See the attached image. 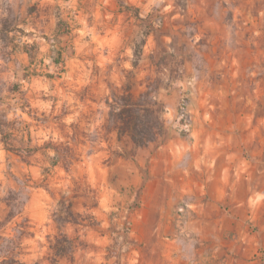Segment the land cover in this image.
<instances>
[{"label":"rangeland","instance_id":"1","mask_svg":"<svg viewBox=\"0 0 264 264\" xmlns=\"http://www.w3.org/2000/svg\"><path fill=\"white\" fill-rule=\"evenodd\" d=\"M148 82L165 131L136 148L106 99ZM224 138L264 168V0H0V198L11 175L29 186L24 264H50L60 233L74 250L59 264H212L192 209L158 193L159 152ZM62 196L75 223L55 222ZM262 202L248 264H264Z\"/></svg>","mask_w":264,"mask_h":264},{"label":"crops","instance_id":"2","mask_svg":"<svg viewBox=\"0 0 264 264\" xmlns=\"http://www.w3.org/2000/svg\"><path fill=\"white\" fill-rule=\"evenodd\" d=\"M162 149L161 199L168 207L175 200L192 209L186 210L190 220L187 228L197 236L195 242L208 246L207 260L212 264L226 256H234L230 261L235 264H248L242 246L256 240L248 232L250 228L262 229L264 168L255 158L247 157V141H169ZM259 240L264 242L263 237ZM236 244L241 248H230L229 255L218 247Z\"/></svg>","mask_w":264,"mask_h":264},{"label":"trees","instance_id":"3","mask_svg":"<svg viewBox=\"0 0 264 264\" xmlns=\"http://www.w3.org/2000/svg\"><path fill=\"white\" fill-rule=\"evenodd\" d=\"M154 82H148L145 90L133 93L126 85L121 90L112 91L106 99L108 118L117 127L118 138L127 137L134 147H144L162 137L165 131L164 105L157 99ZM15 187L6 190L0 198V264H24L19 260L22 238L27 234V220L21 219L29 200V186L11 175ZM62 196L55 222L75 223L70 220L73 214L72 202ZM14 224L12 228L10 225ZM55 251L50 264H59L57 257H66L74 246L66 234L60 233L53 246ZM71 261V259H70Z\"/></svg>","mask_w":264,"mask_h":264},{"label":"built area","instance_id":"4","mask_svg":"<svg viewBox=\"0 0 264 264\" xmlns=\"http://www.w3.org/2000/svg\"><path fill=\"white\" fill-rule=\"evenodd\" d=\"M183 116H184V111H183V109H181L180 117H183ZM184 210H185V206L184 207H181L179 209L180 212H184Z\"/></svg>","mask_w":264,"mask_h":264}]
</instances>
